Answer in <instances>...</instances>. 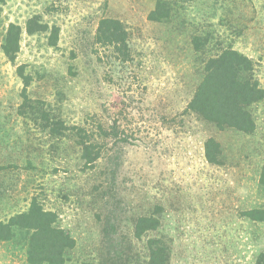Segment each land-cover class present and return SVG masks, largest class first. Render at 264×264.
<instances>
[{
  "label": "rangeland",
  "instance_id": "obj_1",
  "mask_svg": "<svg viewBox=\"0 0 264 264\" xmlns=\"http://www.w3.org/2000/svg\"><path fill=\"white\" fill-rule=\"evenodd\" d=\"M229 49L264 89V0L1 1L0 264L32 204L64 264H264V98L250 131L190 108Z\"/></svg>",
  "mask_w": 264,
  "mask_h": 264
},
{
  "label": "trees",
  "instance_id": "obj_2",
  "mask_svg": "<svg viewBox=\"0 0 264 264\" xmlns=\"http://www.w3.org/2000/svg\"><path fill=\"white\" fill-rule=\"evenodd\" d=\"M124 45L126 46V43ZM5 51L10 54L8 45ZM212 62L190 108L219 126L228 125L240 130H252L255 122L246 107L249 103L264 98V89L250 74V59L234 49H229L218 58H213ZM243 72L247 75H243ZM209 158L215 161L216 157ZM11 221V225L34 229L28 250L31 264H64L63 250L72 246L73 239L62 228L53 225L55 216L52 213L40 210L38 205L32 204L29 212L20 213ZM0 227L7 228L8 233L11 231L8 224L0 223Z\"/></svg>",
  "mask_w": 264,
  "mask_h": 264
}]
</instances>
